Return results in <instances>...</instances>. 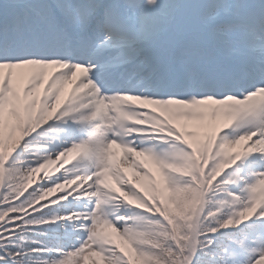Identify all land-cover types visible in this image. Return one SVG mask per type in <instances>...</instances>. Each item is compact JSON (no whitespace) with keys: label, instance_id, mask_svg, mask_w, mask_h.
<instances>
[{"label":"snow or ice","instance_id":"obj_1","mask_svg":"<svg viewBox=\"0 0 264 264\" xmlns=\"http://www.w3.org/2000/svg\"><path fill=\"white\" fill-rule=\"evenodd\" d=\"M0 264H264V0H2Z\"/></svg>","mask_w":264,"mask_h":264},{"label":"trees","instance_id":"obj_2","mask_svg":"<svg viewBox=\"0 0 264 264\" xmlns=\"http://www.w3.org/2000/svg\"><path fill=\"white\" fill-rule=\"evenodd\" d=\"M38 176H39V174H37V175H36L34 178H36V179H37V178H38ZM34 178H33V179H34ZM29 191H30V190H29ZM26 194H27V193H25V195H26Z\"/></svg>","mask_w":264,"mask_h":264}]
</instances>
